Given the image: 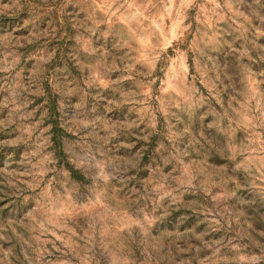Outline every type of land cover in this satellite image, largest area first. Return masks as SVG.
Segmentation results:
<instances>
[{
	"label": "rangeland",
	"instance_id": "rangeland-1",
	"mask_svg": "<svg viewBox=\"0 0 264 264\" xmlns=\"http://www.w3.org/2000/svg\"><path fill=\"white\" fill-rule=\"evenodd\" d=\"M0 264H264V0H0Z\"/></svg>",
	"mask_w": 264,
	"mask_h": 264
}]
</instances>
